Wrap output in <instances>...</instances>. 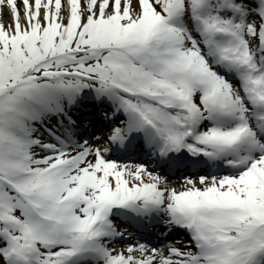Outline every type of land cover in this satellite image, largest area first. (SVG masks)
<instances>
[{
    "label": "snow or ice",
    "instance_id": "6c2138e0",
    "mask_svg": "<svg viewBox=\"0 0 264 264\" xmlns=\"http://www.w3.org/2000/svg\"><path fill=\"white\" fill-rule=\"evenodd\" d=\"M0 264H264V0H0Z\"/></svg>",
    "mask_w": 264,
    "mask_h": 264
},
{
    "label": "bare ground",
    "instance_id": "6f19581e",
    "mask_svg": "<svg viewBox=\"0 0 264 264\" xmlns=\"http://www.w3.org/2000/svg\"><path fill=\"white\" fill-rule=\"evenodd\" d=\"M182 183V182H181ZM179 184V183H178Z\"/></svg>",
    "mask_w": 264,
    "mask_h": 264
}]
</instances>
